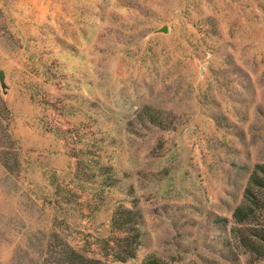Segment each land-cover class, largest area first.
<instances>
[{
    "label": "rangeland",
    "instance_id": "obj_1",
    "mask_svg": "<svg viewBox=\"0 0 264 264\" xmlns=\"http://www.w3.org/2000/svg\"><path fill=\"white\" fill-rule=\"evenodd\" d=\"M258 166L264 0H0V264H264Z\"/></svg>",
    "mask_w": 264,
    "mask_h": 264
},
{
    "label": "trees",
    "instance_id": "obj_2",
    "mask_svg": "<svg viewBox=\"0 0 264 264\" xmlns=\"http://www.w3.org/2000/svg\"><path fill=\"white\" fill-rule=\"evenodd\" d=\"M258 172H261L264 174V166H258V171L251 179V186H264L263 183H261ZM246 200L250 201L252 205H257L256 200L251 201V196H253V192L251 187L246 190L245 194ZM248 207H238V209L235 212V218L237 221L242 222L244 218V214L247 210H250ZM242 230H237V234H241ZM251 236L254 237V239H250L248 237L244 238L242 237V241L245 244V247L255 254L264 257V229H256L252 231ZM130 244H133V241L130 242ZM59 246V251H56L55 249ZM55 248V249H54ZM50 251L52 252V261L48 262V264H112L109 262H105L98 259H93L86 257L82 255L81 253L77 252L75 249L70 247L68 244H57V245H51ZM54 255V257H53Z\"/></svg>",
    "mask_w": 264,
    "mask_h": 264
}]
</instances>
